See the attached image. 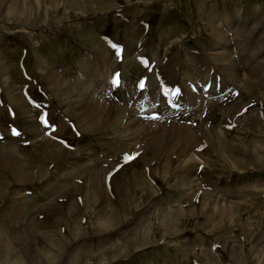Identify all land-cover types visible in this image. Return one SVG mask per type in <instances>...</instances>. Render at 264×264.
Here are the masks:
<instances>
[{"label":"rangeland","instance_id":"obj_1","mask_svg":"<svg viewBox=\"0 0 264 264\" xmlns=\"http://www.w3.org/2000/svg\"><path fill=\"white\" fill-rule=\"evenodd\" d=\"M5 1L0 72L8 85L0 74V155L15 150L32 179L15 178L0 159V264H30L31 258L35 264H264V79L239 63L253 58L249 50L264 49V0ZM220 29L234 42L245 35L226 49L235 48L237 80L248 91L222 92L228 73L212 48ZM118 48L127 55L117 57ZM38 58L65 81L62 90L46 83ZM141 80L148 90L136 86ZM197 80L218 94L187 114L178 112L185 107L159 112L167 108L165 98L158 101L162 89L185 96L189 82L199 87ZM96 98L107 114L95 130L78 127L80 106ZM136 120L186 127L191 138L176 139L178 127L168 137L159 127L165 136L158 133L144 151L147 139L137 138ZM179 157L197 167L188 187L187 178H174ZM161 206L180 225L178 234L161 225ZM98 211L110 214V222L96 223ZM141 240L150 242L132 251L122 247Z\"/></svg>","mask_w":264,"mask_h":264},{"label":"bare ground","instance_id":"obj_2","mask_svg":"<svg viewBox=\"0 0 264 264\" xmlns=\"http://www.w3.org/2000/svg\"><path fill=\"white\" fill-rule=\"evenodd\" d=\"M51 1H53V0H51ZM6 1L5 0H0V4H4ZM14 2V4L15 5H17V2L14 0L13 1ZM19 2V1H18ZM69 2H71V1H69ZM69 2H67V4H69V6H71V7H75V3H69ZM23 4V3H22ZM10 5V4H9ZM21 5V4H20ZM19 8V7H18ZM23 11V10H22ZM238 19V18H237ZM257 20V19H256ZM237 22V21H236ZM235 22V24H239L238 22L236 23ZM246 23V22H245ZM247 24V23H246ZM233 26V25H232ZM227 28H230L229 27V23H228V26H227ZM243 29H244V27H243ZM229 31H226V33L223 31V29L221 30H219L218 32H216L217 33V38H216V41H214V43H213V46H212V48H214V50H215V55H217V56H219V61L221 62V63H223V64H221L222 66H223V69L222 70H224V72L225 73H228V81H227V88L225 87V88H222V92L224 91V90H227V91H232V90H236V88H239V89H241V83L237 80L238 78H239V75H240V73L242 72V71H245L246 69H248L250 72H252V74H253V76H260V78L262 77L263 79H264V49H261V50H259L260 49V47L257 45V47H259V48H257V47H255V45L253 46V47H251L252 49L253 48H257V50H259L258 52H251L252 50H249L248 48H246V45L247 44H249L250 43V41L248 42H246L247 44L245 45V48L243 47V49L244 50H241V53L243 54H245V52L247 51V50H249V52H250V54L252 53L253 54V60L255 61L254 63H253V61H251L252 59H249V60H241V58H240V61H239V63L240 62H242V66L243 67H241V72L238 70L239 69V66H238V63H237V61H235L234 59H235V51H233V50H227L226 48H231L232 46H234L233 45V43H236V41H237V43H239L240 41H242V38H244V36L243 35H241V34H239V35H236V41L234 42V39H230V36L229 35H227V33H228ZM233 38V37H232ZM244 42H245V38H244V40H243ZM162 46H164V45H162ZM237 46H239V45H237ZM237 49V48H236ZM240 49V48H239ZM118 51H119V53H120V57H122V56H124V55H127V53L125 54V52L123 53V54H121V51H123V50H120V48H118L117 49ZM238 50V49H237ZM240 52V51H239ZM102 53V52H101ZM248 53V52H247ZM100 54V53H99ZM116 54H117V52H116ZM97 55V54H96ZM100 55H102V54H100ZM110 56V55H109ZM249 56V55H248ZM99 58L101 57V56H98ZM98 58V59H99ZM106 58H108V57H105L104 55H102V57H101V59L103 60V61H106L105 59ZM97 59V58H96ZM98 59L95 61V62H97L98 61ZM109 59V58H108ZM107 59V60H108ZM102 60H99V61H101L102 62ZM186 60V59H185ZM43 61V60H42ZM41 61V59L40 58H38L37 60H36V65L35 66H37L38 68L37 69H40V70H43V72L44 71H46L47 73H48V75L44 72V74H45V76H46V78L44 79V80H46V83L48 84V85H50V86H53V87H56V88H60V87H64L65 86V81H63L62 80V78H60V76H58L57 74H55V73H51V72H48V70H47V67H44L45 65L43 64V62ZM182 62V61H181ZM89 63H90V61H89ZM103 63V62H102ZM99 65V64H98ZM225 65H227V67L225 66ZM93 67H95V66H93ZM103 67H104V65L102 64L101 65V69H103ZM187 67V66H186ZM185 66H184V69H185V71H186V68ZM248 67V68H247ZM0 68H1V65H0ZM92 68V67H91ZM90 68V69H91ZM99 68V67H98ZM2 69V68H1ZM245 69V70H244ZM4 70V69H3ZM92 70V69H91ZM93 70H95V69H93ZM105 70V69H104ZM36 71V70H35ZM193 73V72H192ZM245 73H248L247 71L245 72ZM0 74H1V79H2V82H3V84H5V85H8V81H7V77H6V74L4 73V72H0ZM39 74V73H38ZM184 74V73H183ZM44 76V75H43ZM44 76V77H45ZM48 76V77H47ZM90 76V75H89ZM93 76V75H92ZM96 76V75H95ZM84 77V76H83ZM190 77H191V75H190ZM192 77H193V74H192ZM101 79V78H100ZM197 79V78H196ZM257 79V78H256ZM93 81V84L95 83V84H97L96 82H97V80H96V78L95 79H93V78H89L88 79V77H87V82L89 83V84H91L89 81ZM200 80V79H199ZM83 81H84V79H83ZM87 82H84L83 84H85V83H87ZM141 82V81H140ZM140 82L136 85L138 88H141L140 87ZM202 82H204V81H202ZM201 82V83H202ZM98 83H99V81H98ZM192 83H195V84H198L199 83V87L198 86H194L193 84H191L190 82L187 84V87L186 88H188V91H190V93L189 94H191L190 96L191 97H193V99H189V100H187V98H188V95L189 94H187V95H185V96H180V95H177L178 93H176V94H174V92L172 91V89H170L169 87L168 88H164V89H162L159 93H160V95H159V97H158V101L161 103V101H164V98H165V104H166V106H167V108H165V107H163V105H161L162 107H163V109H161L160 108V110H162V111H159V112H161V113H163V112H165V111H175L176 112V110H178V109H181V107H185L183 110H179L178 112H182V113H184V114H187V113H189V112H191V108H194L195 106H197L199 103H202V102H206V98H208V100L210 99V98H213L214 96H216L217 94H218V92H216L217 90L216 89H214V91H211L210 90V92H208V90H207V88H206V86H204V84L202 85V84H200V82L197 80V81H193ZM82 84V83H81ZM82 84V85H83ZM88 84V85H89ZM94 84V85H95ZM176 84V83H175ZM180 84V83H179ZM249 84V83H248ZM4 85V86H5ZM163 85L165 86V82L163 83ZM169 85V84H168ZM171 85V84H170ZM178 85V84H177ZM90 86V85H89ZM128 86V85H127ZM133 86V85H132ZM144 86L146 87V83H144ZM231 86H233V87H236V88H230ZM247 86V85H246ZM83 87V86H82ZM143 88V89H145V90H148V88H150V87H146V88ZM165 87H167V86H165ZM252 87V85L250 86V88ZM11 88V87H10ZM61 89V88H60ZM60 89H58V90H60ZM64 89V88H63ZM248 89L249 88H247V87H243L241 90L243 91V90H247L248 91ZM253 89V88H252ZM8 90H9V88H8ZM62 90V89H61ZM184 90V89H183ZM56 92V91H55ZM63 92V94L65 93L64 92V90L62 91ZM155 92V91H154ZM161 92H162V96H161ZM207 92H208V94H207ZM221 92V91H220ZM226 92V91H225ZM244 92V91H243ZM60 93V92H59ZM148 93V92H147ZM152 93V92H151ZM80 94V93H79ZM139 94V93H138ZM142 94H145V92L144 93H142ZM207 94V95H206ZM248 94V93H247ZM252 94V93H251ZM158 95V94H157ZM140 95H138V97H139ZM144 96V95H143ZM155 96V95H154ZM8 97V96H7ZM16 97V96H15ZM62 97H64L63 95H62ZM136 97V96H135ZM134 97V98H135ZM65 98V97H64ZM67 98V97H66ZM90 98V97H89ZM147 98V97H146ZM263 98H264V94H263ZM135 99H137V98H135ZM138 99H140V100H142L140 97L138 98ZM137 99V100H138ZM145 99V98H144ZM18 100H19V98H18ZM78 100V99H77ZM96 101H92V103H90V105L88 106V104H87V106L86 105H82V107L80 106V108H82V109H80L81 111L80 112H77V114H76V119H77V124H78V127H81L82 129L83 128H85L86 126H88V127H86V129L85 130H95V126L97 125V122H98V119H99V116H100V114L102 115V116H105L106 114H107V112H106V108L102 105V106H100V103H101V101L98 99L97 100V98L95 99ZM153 101V100H152ZM157 101V102H158ZM135 102H137V101H135ZM140 102V101H139ZM150 102H151V100H146V101H144V103L146 104V106H149V104H150ZM154 102V101H153ZM79 104V103H78ZM105 104H106V102H105ZM143 105V104H142ZM145 106V105H144ZM146 106H145V109H149V107L151 106L152 107V105H150L149 107H147L146 108ZM160 107V106H159ZM189 107H191L190 109H189ZM139 108H141V107H139ZM143 108V107H142ZM188 108V109H187ZM112 109V108H111ZM121 109V112H124V113H126L125 112V109L124 108H122V107H117V112L119 113V110ZM109 110V109H108ZM113 110V109H112ZM144 110V109H143ZM77 111V110H76ZM165 114V113H164ZM174 114V113H173ZM162 115V114H161ZM170 115H171V113H170ZM176 115V114H175ZM179 116V115H178ZM165 117H166V115H165ZM171 117V116H170ZM121 118H123V117H121ZM130 119V118H129ZM162 119H164V116H162ZM170 119V118H169ZM149 120V119H148ZM167 120V119H166ZM142 121L143 120H141V122L140 121H138V120H136L135 121V123H139L140 125H139V128H138V131H139V134L137 135V138H142V137H145L146 139H147V142L145 143V145L143 146V150L145 151V150H147V146L148 145H150L154 140L155 141H157V139H158V133L159 134H161V136H165V134H163V133H166V136H168V137H170V136H172V135H175L176 134V131L177 132H179V133H177V136L178 137H176V139H180V138H183V137H186V138H191V132H190V130L188 129V128H186V127H182V128H180V127H178V126H176L175 124H170V125H167L166 123L165 124H163V125H160V122L159 121H149L148 123H142ZM85 122H87V123H85ZM115 122H116V120H115ZM117 122H119V121H117ZM85 126V127H84ZM128 127V126H127ZM162 127V130H160V128ZM175 127V129H176V127H178V129H176V131H175V129H173ZM122 128V127H121ZM129 128V127H128ZM127 130V129H126ZM159 130L160 131H162L163 133H161V132H159ZM84 132V131H83ZM89 132V131H88ZM128 132V131H127ZM9 133V132H8ZM128 134V133H127ZM203 134H206V133H203ZM125 135V134H124ZM185 135H187V136H185ZM125 138H126V136H125ZM165 138V137H164ZM216 138H217V136H216ZM219 138V137H218ZM217 138V139H218ZM161 139H163L162 137H161ZM167 139H169V138H167ZM167 139H165V141H164V144L162 145V146H165V145H167L166 144V142H167ZM141 140V139H140ZM208 140V139H207ZM220 140H221V138H220ZM220 140H217V149L219 150V151H221L222 153H223V149H224V147H223V143H222V141H220ZM170 141V140H169ZM169 141H168V143H169ZM209 141V140H208ZM142 144V143H141ZM144 144V143H143ZM216 144V143H215ZM214 144V145H215ZM54 145V144H53ZM153 145V144H152ZM210 145V144H209ZM211 145H213L212 143H211ZM55 146V145H54ZM56 146H58V145H56ZM216 146V145H215ZM175 147V146H174ZM22 148V147H21ZM136 148V147H135ZM142 148V147H141ZM64 149V148H63ZM62 149V150H63ZM191 149V148H190ZM188 150L187 152H185V157H187V158H190L188 155H190L189 154V152L191 151V150ZM60 150V149H59ZM140 151H141V149H139ZM142 150V151H143ZM153 150V149H152ZM0 151H2V150H0ZM18 151V150H17ZM61 151V150H60ZM66 151V150H65ZM138 151V150H137ZM62 152V151H61ZM148 152V151H147ZM141 153V152H140ZM139 153V154H140ZM181 153V152H180ZM222 153H221V155H222ZM183 154V153H182ZM224 155V154H223ZM183 156V155H182ZM181 156V157H182ZM191 156V155H190ZM0 159L2 160V161H4V162H6V168H7V170H9L13 175H14V177L15 178H17V179H19V180H21L22 182L23 181H27V179L29 178L30 179V181H31V179H32V175H29V170H28V166L23 162V161H21V159L16 155V153H15V150H13L12 148H8V149H6V151H5V153L4 152H1V155H0ZM181 157H179L178 158V164H179V167L177 168V170H176V172L177 173H175V176H174V178H187V181H186V183L184 184V186H187L188 187V185L187 184H192L194 181H195V179H193L195 176L193 175L194 173L193 172H190V171H192V169H197V167L195 166V164L192 162V163H190L189 161H184V159L183 160H181L180 158ZM184 157V156H183ZM263 158H264V155L262 156ZM11 158H17L16 160H11L10 162H11V165H10V163H9V160L11 159ZM262 158V159H263ZM51 159V158H50ZM261 159V158H260ZM191 160V159H190ZM264 160V159H263ZM176 161V162H177ZM194 161V160H193ZM190 163V164H189ZM175 164H177V163H175ZM176 166H178V165H176ZM31 172H32V170H30ZM37 172V171H36ZM33 173V172H32ZM31 174V173H30ZM34 174H36V173H34ZM46 176V175H45ZM36 177V176H35ZM181 178H180V180H181ZM98 181H99V177L97 178V179H95L94 181H93V185L94 186H92V190H93V192H94V194H95V197H96V199H97V197L99 196V194H102L101 193V190H100V188H99V186H98ZM179 181V180H178ZM177 181V182H178ZM55 182V181H54ZM175 182L176 181H174L173 183L175 184ZM176 182V183H177ZM8 184L10 185V183L8 182ZM28 184V183H27ZM179 184H180V182H179ZM182 185V184H181ZM21 189V188H20ZM19 193H15L14 192V195H18ZM2 196H3V194H2ZM25 199V198H24ZM204 200V199H203ZM206 202V201H205ZM23 202L21 201V203L19 204V206L23 209V208H26V207H24V205L22 204ZM160 205V204H159ZM73 206V205H72ZM71 206V207H72ZM85 206V205H84ZM157 207V206H156ZM157 208H160L159 206L157 207ZM161 208H163V217H161V221H160V223H161V225L162 226H164V227H166V228H169V229H171V233H172V235H174V234H176L177 232H180L181 231V227H180V225L176 222V220L174 219V218H172L173 216H172V213H170V212H168V211H166L167 209V207L165 206V207H162L161 206ZM69 209V208H68ZM86 209V208H85ZM106 210V209H105ZM17 211V210H16ZM156 211V210H155ZM18 213H19V211H17ZM24 212V211H23ZM68 212V211H67ZM66 212V213H67ZM97 212V211H96ZM217 212V211H216ZM16 213V212H15ZM25 213V212H24ZM64 213V212H63ZM154 213V212H153ZM228 213V212H227ZM17 214V213H16ZM14 215V214H13ZM17 216H19L20 217V215H18L17 214ZM108 216H111L110 214L108 215V213L105 215V213H102L101 211H98V213L96 214V223L97 222H108L109 220H108ZM226 216V215H225ZM112 217H114L115 219L114 220H117V218H116V216H112ZM222 218V217H221ZM17 218H15L14 219V221L16 220ZM103 219H105V220H103ZM111 220V219H110ZM137 220V219H136ZM140 221V220H139ZM139 221H136V222H139ZM16 222V221H15ZM110 222V221H109ZM120 223V222H119ZM33 224V223H32ZM115 226V225H114ZM26 232V231H25ZM178 234V233H177ZM19 236V235H18ZM71 238L73 239V240H78L79 238H76V234L75 233H72V235H71ZM128 240H130V237L128 238ZM61 241V240H60ZM63 241V240H62ZM141 242L142 243H147V242H150L149 240H141L140 242H138L137 244H135L133 247L131 246V242H129V243H125V241L122 243V247L124 248V249H129V250H134V249H137L138 248V246L139 245H141ZM19 243V242H18ZM31 244H33L32 242H31ZM0 245H1V243H0ZM143 245V244H142ZM141 245V246H142ZM69 246H70V244H69ZM25 248V247H24ZM20 249V248H19ZM27 249V251H28V248H26ZM1 250V249H0ZM3 250V249H2ZM30 251V250H29ZM113 252H115L116 254H120L121 255V252L119 251V249L118 248H114V251ZM27 253V252H26ZM31 252H28L27 254L29 255ZM26 254V255H27ZM34 254V253H33ZM102 254V253H101ZM107 256L109 255V253H105ZM207 257V256H206ZM98 258L99 259H101V258H105V256L104 255H102L101 257H99L98 256ZM107 258V257H106ZM34 258H31V259H28L29 260V262H30V264H35V262H34V260H33ZM208 259V258H207ZM3 260V259H2ZM26 261V260H25ZM1 262V261H0ZM210 263V262H209ZM24 264V263H23ZM237 264H239L238 262H237Z\"/></svg>","mask_w":264,"mask_h":264},{"label":"snow or ice","instance_id":"obj_3","mask_svg":"<svg viewBox=\"0 0 264 264\" xmlns=\"http://www.w3.org/2000/svg\"><path fill=\"white\" fill-rule=\"evenodd\" d=\"M120 53L119 51H117V57H119ZM119 76L120 74L119 73H116L114 76H113V79H112V83L114 85H117L119 84ZM140 87L143 88L144 87V81L141 80L140 82ZM176 92L178 93L179 92V89L176 90ZM40 119L47 125L48 121L45 119V116H41ZM13 134H19L18 132H16L15 129H13Z\"/></svg>","mask_w":264,"mask_h":264}]
</instances>
